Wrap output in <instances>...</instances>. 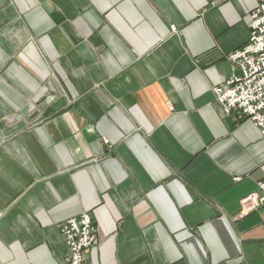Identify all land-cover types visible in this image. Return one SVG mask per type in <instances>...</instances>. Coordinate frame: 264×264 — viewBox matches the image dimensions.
<instances>
[{"label": "crops", "instance_id": "crops-1", "mask_svg": "<svg viewBox=\"0 0 264 264\" xmlns=\"http://www.w3.org/2000/svg\"><path fill=\"white\" fill-rule=\"evenodd\" d=\"M257 0H0V264H264V134L213 88ZM175 27V30H173Z\"/></svg>", "mask_w": 264, "mask_h": 264}, {"label": "built area", "instance_id": "built-area-1", "mask_svg": "<svg viewBox=\"0 0 264 264\" xmlns=\"http://www.w3.org/2000/svg\"><path fill=\"white\" fill-rule=\"evenodd\" d=\"M249 21L248 40L227 55L232 62L230 77L213 88L216 100L229 114L253 121L264 134V0H257ZM175 30V27H173ZM239 216L252 213L264 205V181L258 189L241 198ZM58 228L69 250L68 264H91L87 252L97 243L94 216L84 211L61 222Z\"/></svg>", "mask_w": 264, "mask_h": 264}]
</instances>
